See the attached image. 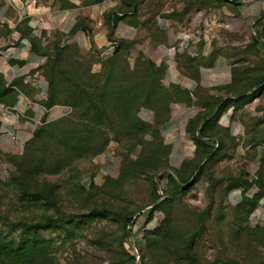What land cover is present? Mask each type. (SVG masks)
<instances>
[{
  "label": "rangeland",
  "instance_id": "374dc122",
  "mask_svg": "<svg viewBox=\"0 0 264 264\" xmlns=\"http://www.w3.org/2000/svg\"><path fill=\"white\" fill-rule=\"evenodd\" d=\"M77 1L89 6L103 0ZM111 1H118L119 10H125L131 25L140 30L137 41L123 42L127 46L116 55L119 68L126 63L131 76L114 75L123 76L125 85L142 78L159 84L161 91L151 95L155 108L135 107L113 130L99 128L110 136L105 144L85 134L75 144L61 131L34 138L45 125L73 117L75 110L67 105L66 115L41 122L31 143L13 152L0 150V247L12 246L21 256L17 260L0 255V264H188V253L200 264H264V247L254 232L264 221L226 203L236 181L254 182L253 146L264 142V88L259 92L255 87L264 76V24L239 21L231 0H132V8ZM5 34L0 29V37ZM57 43L66 45L57 36L37 40L43 67L53 61ZM157 50L176 53L177 68L194 74L218 58L239 65L230 86L220 85L225 80L222 71L212 82L220 85L212 87L221 91L219 99L212 97L211 88H199L192 95L167 82L166 68L156 63ZM200 52L209 54L203 58ZM110 60L90 55L63 65L88 81L92 75L107 77ZM95 63L103 65L96 73ZM147 63L163 72L148 77ZM3 87L0 78V102L10 104L14 96L3 100ZM142 91L140 102L147 94ZM229 95L236 101L225 112L245 133L237 139L215 118L217 102ZM131 98L125 96L128 102ZM176 105L196 110L186 126V137L194 145L199 124L212 117L197 157L186 158L177 169L169 164V145L158 124L168 112L172 116ZM132 118L151 130L143 132L137 145L117 142L113 133L129 129ZM77 147L86 153L71 161L69 154ZM197 165L201 168L193 175ZM249 191L258 192L253 187ZM154 204L158 210L148 218ZM125 216L136 217L127 238L122 236ZM46 221L52 223L37 227Z\"/></svg>",
  "mask_w": 264,
  "mask_h": 264
},
{
  "label": "crops",
  "instance_id": "0c3cea01",
  "mask_svg": "<svg viewBox=\"0 0 264 264\" xmlns=\"http://www.w3.org/2000/svg\"><path fill=\"white\" fill-rule=\"evenodd\" d=\"M231 2L235 10L233 16L239 21L261 20L264 23V0ZM118 5V1L111 0L89 6H79L77 0H30L24 6L19 0H0V29L6 31L0 37V75L6 86L17 85V88L13 87L16 93L14 103L0 104V108L7 109V112L0 111V150L8 153L22 147L31 139L36 130V122L54 121L66 113L64 106H54L49 110L42 106L47 100L48 90L39 71L44 57L40 51L32 50L33 43L42 36H59L64 41L69 39L68 43L75 45L83 56L104 57L101 53L110 44L115 43L117 46L120 42H135L139 36V28L128 23L129 14L125 10L120 11ZM114 16L120 19L115 21ZM78 24L81 29L69 37ZM203 53H199L203 58L209 54ZM175 57L176 53L171 50H157L156 53V63L166 68L167 82L192 95L199 88H211L209 91L216 99L222 93L215 91V88L220 85L230 86L235 79L234 69L239 65L218 58L211 65L200 67L197 74H194L179 70ZM100 69V63L93 65L94 73ZM220 71L224 73L225 80L220 85L213 86L212 82L218 81ZM228 98L234 99L230 95ZM195 115L194 108L176 105L171 118L161 128L169 145V164L172 168L177 169L186 158L194 157L196 148L194 142L186 137V126ZM217 124L233 138L237 139L245 134L243 126L235 123L229 112L221 114ZM254 151L256 157H259L263 153V147L258 146ZM247 193L252 194V197L255 194L253 191ZM226 203L231 207L241 205L242 192L238 189L231 190L226 196ZM253 213L264 221V198Z\"/></svg>",
  "mask_w": 264,
  "mask_h": 264
},
{
  "label": "trees",
  "instance_id": "16d2710c",
  "mask_svg": "<svg viewBox=\"0 0 264 264\" xmlns=\"http://www.w3.org/2000/svg\"><path fill=\"white\" fill-rule=\"evenodd\" d=\"M114 17L115 21L120 19L118 16ZM129 21L128 23L131 24ZM260 23L261 20L256 21V24ZM80 29L81 25L78 24L76 30L72 32L69 37L74 36ZM109 39L111 40V35L109 36ZM68 41L69 39H66L64 41L66 45L57 43L54 46L55 55L53 57V61L48 67L42 66L39 71L48 86L47 100L42 104V106L46 110H49L54 106L68 105L75 110L74 116L71 118H65L47 124L43 128H41V130L37 133L36 131L38 128H36L33 133H36L34 135V138L42 137V135L46 138H49L54 134V132L61 131L62 134H64L65 136L70 135L71 140L75 141V144L77 143L78 138L83 134H85L86 138L88 137L91 140L97 139L105 144L106 141H108V137L110 136L107 133L100 132V130L98 131V129L101 127H109L113 130L114 126L128 120L124 116L125 112H128L129 110H134L135 107H153L152 105L154 104V102L151 101V95L155 90L161 91V87L159 84H153L151 81L147 82V79L145 78L138 80L134 85H125V82L122 80L123 76L114 75L117 72H125L127 73V75L131 76L129 73V67L126 63H124L121 68H119V66L117 65V53L119 52L120 48H124L127 46V43L123 42L117 44V49L112 57H107V59H112L108 62L107 77L101 78L100 76L97 77L95 75H90L91 77H89L88 81H86V79H81L80 76H77V73H75L73 70H69V67L63 65V63L65 64V62L69 60L72 61V64H74L76 60L82 61L87 56H83L75 45L72 44L68 46ZM36 42L37 40L33 43L32 50L34 52L40 51L43 55V52L36 45ZM67 50H70V53L67 54ZM71 66L72 65L70 64V67ZM101 67H103V65H101ZM146 70L148 72V77H152V75L154 76V74L163 72L161 68L156 69L151 63L146 64ZM0 78L3 80L1 75ZM13 87L17 88V85L6 86L4 82V87L1 91L3 100L10 96H14V99L10 104L14 103L16 97V93L14 92ZM255 87L258 88L259 92L263 90L262 88H264V76H262L256 82ZM141 90H143L142 93L147 91V94L142 100V102H140L141 98H139ZM126 95L132 97L131 99H129V102L125 99ZM244 97L245 94L237 96L236 99L238 100ZM234 101L236 100L227 98L226 100H220L217 102L218 109L215 114L216 120L221 114L225 113V111L229 108V104ZM0 104L7 103L0 102ZM170 117L171 116L168 112L167 115L162 118L160 122H158L160 127L159 131H161L162 126L170 119ZM210 119L202 120V122L199 124L198 136L195 140V148H197L201 144V139L202 137H204L203 132L209 125ZM129 124V129L125 131L120 130L113 133V137L116 139L117 142H121L122 140H124L125 143L127 142L130 145H137L142 140L141 137L143 135V132H145L146 129L149 131L151 130V126L142 125L138 123L134 118L130 120ZM80 139H82V142L83 138L80 137ZM215 141L217 142V140ZM31 142L32 140L28 141V143ZM258 146L263 147V153L259 157H254V162L259 163V166L256 170V174L253 177L254 182L249 184L248 182H243L239 180L236 181V184L234 186L228 189V193L231 190L235 189H238L242 192L243 203L237 206V208L246 209L248 214H251L257 208L261 199L264 198V142L262 143V145L255 144L253 146V149L257 148ZM85 151L84 149L81 150L80 147L74 148L72 149V154H69V159L71 161H74L79 158V155L86 153ZM169 152L170 151L168 150V156ZM216 152V150L214 151V153L210 152L207 155V160H211L216 155ZM196 157L197 150L195 149L193 159H195ZM200 168V165L195 166L193 175L196 174ZM252 187L256 188L258 192L254 194L251 199H249L246 197V194L248 189ZM157 210L158 204H154L149 210L148 218H151L153 213ZM135 220V216H125L122 218L121 221L123 238L129 237L131 229L135 225ZM51 223V221H46L43 225L37 227L45 228ZM29 229L34 228L30 227ZM254 232L256 237L259 236V240L262 241V247H264V226L262 228H257ZM0 255L8 259L17 260H19V258L21 257L17 250L12 246H6L3 248L0 247ZM186 257L188 264H200L198 259L192 254L188 253Z\"/></svg>",
  "mask_w": 264,
  "mask_h": 264
},
{
  "label": "built area",
  "instance_id": "2783aa9c",
  "mask_svg": "<svg viewBox=\"0 0 264 264\" xmlns=\"http://www.w3.org/2000/svg\"><path fill=\"white\" fill-rule=\"evenodd\" d=\"M19 1H20L24 6H27L28 3L30 2V0H19ZM263 21H264V20H263ZM263 24H264V23H263ZM116 49H117V46H116L115 43L110 44L107 48H105V49L102 51L101 55L104 56V57H112V56L114 55ZM46 85H47V84H46ZM0 111H1V112H7V109L1 107V108H0ZM67 113H68V109L66 108V113H65V115H66ZM40 124H41V122H36V124H35L36 128H37ZM255 166H256V170H257V168H258V166H259V163L256 162V163H255ZM246 197H247V198H251V197H252V194H248V193H247V194H246Z\"/></svg>",
  "mask_w": 264,
  "mask_h": 264
},
{
  "label": "water",
  "instance_id": "95a60500",
  "mask_svg": "<svg viewBox=\"0 0 264 264\" xmlns=\"http://www.w3.org/2000/svg\"><path fill=\"white\" fill-rule=\"evenodd\" d=\"M121 1L127 7H130V8L134 7V3L132 0H121Z\"/></svg>",
  "mask_w": 264,
  "mask_h": 264
}]
</instances>
